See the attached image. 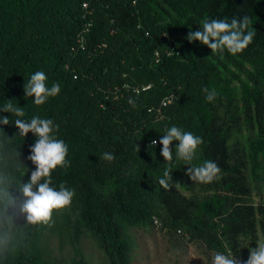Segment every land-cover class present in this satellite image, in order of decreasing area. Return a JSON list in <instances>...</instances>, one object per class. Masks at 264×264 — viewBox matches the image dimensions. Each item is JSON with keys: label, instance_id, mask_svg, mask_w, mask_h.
I'll use <instances>...</instances> for the list:
<instances>
[{"label": "trees", "instance_id": "trees-1", "mask_svg": "<svg viewBox=\"0 0 264 264\" xmlns=\"http://www.w3.org/2000/svg\"><path fill=\"white\" fill-rule=\"evenodd\" d=\"M245 15L256 35L241 53L212 54L186 39L205 17L230 22ZM37 71L48 87L61 89L40 106L23 92ZM204 88L217 91L214 102ZM170 96L165 119L156 120L149 109ZM7 101L24 108L26 121L52 119L68 146V167L53 171L50 186L75 190L65 215L72 264H88L83 234L106 264H130L131 227L151 228L154 219L169 234L241 261L264 242V204L252 201L264 194V0H0V110ZM0 117L10 121L0 124V175L12 197L7 214L0 212V264H47L42 239L57 212L46 225H28L19 192L35 170L27 157L36 136H16L14 114ZM172 126L203 143L186 165L176 160L173 142L172 183L181 186L166 191L159 184L162 146L151 148V141ZM105 152L115 159L103 160ZM206 160L221 168L218 179L193 183L187 167Z\"/></svg>", "mask_w": 264, "mask_h": 264}, {"label": "clouds", "instance_id": "clouds-1", "mask_svg": "<svg viewBox=\"0 0 264 264\" xmlns=\"http://www.w3.org/2000/svg\"><path fill=\"white\" fill-rule=\"evenodd\" d=\"M251 24L252 20L247 15L242 19L233 17L230 22L226 18L209 20L205 17L201 21L200 30L190 31L186 39L189 43L200 42L201 45L209 48L212 54H223L226 51L236 55L243 52L253 42L256 31L251 27ZM170 52L172 51L170 50ZM46 80L47 77L42 71L32 74L23 85L24 99L34 97L32 102L40 106L45 104L49 98L56 97L61 91L59 83H54L48 87ZM203 92L206 94L205 99L209 103L214 102L218 96L214 88H204ZM128 103L133 108L136 107L134 99L130 98ZM0 111L12 113L16 117L14 121V126L18 129L16 136L25 138L28 133L36 136L34 144L29 149L30 155L27 157L35 166V170L31 171L28 182L20 183L19 186V192L22 196L21 212L28 225H46L52 219L53 212L69 206L75 195V190L67 188L63 183L60 184L59 190L50 186L53 171L58 167H68L66 161L68 146L62 139L57 138L56 133L59 131V125L55 124L52 119L34 116L30 121H26L23 119L25 116L24 108L18 107L17 104L14 105L13 101H7ZM9 123L8 118L0 117V124L8 125ZM0 133L3 131L0 130ZM7 140L12 139L7 137ZM173 142H176V160L191 165L196 157L198 147L203 143V139L191 132L172 126L166 130V134L160 136L159 141L155 139L151 141V148L156 147L157 143L162 146L160 155L165 161V170L159 184L166 191H170L173 186L177 188L181 186L178 182L172 183L173 151L170 146ZM4 143L6 141L0 140V145ZM137 149L139 151L138 147ZM17 155L19 154L17 153ZM102 159L112 162L115 156L105 152ZM220 172L221 168L216 161L206 160L201 166L187 167L185 174L193 183L210 184L218 179ZM8 183V178L0 175V212L4 215L7 214L5 202L12 199L7 187ZM179 234L182 232L180 231ZM212 264H264V242H258L255 248H249V256L246 261L237 259L232 253L226 255L216 252L213 255Z\"/></svg>", "mask_w": 264, "mask_h": 264}, {"label": "rangeland", "instance_id": "rangeland-1", "mask_svg": "<svg viewBox=\"0 0 264 264\" xmlns=\"http://www.w3.org/2000/svg\"><path fill=\"white\" fill-rule=\"evenodd\" d=\"M252 201L256 205L264 204V194L254 195ZM69 206L56 211L55 223L42 239L47 264H72L74 252L65 234L69 230L65 218ZM130 231L134 240L130 264H212L214 252L201 243H191L181 235L169 234L161 230L160 225L154 223L147 229L132 226ZM79 245L88 264H106L104 253L91 236L83 234Z\"/></svg>", "mask_w": 264, "mask_h": 264}, {"label": "built area", "instance_id": "built-area-1", "mask_svg": "<svg viewBox=\"0 0 264 264\" xmlns=\"http://www.w3.org/2000/svg\"><path fill=\"white\" fill-rule=\"evenodd\" d=\"M84 8L85 9H88L89 8V5L86 3L84 4ZM147 36H149V32L146 33ZM79 45L82 49H85L86 48V39L85 37H82L79 41ZM156 58L159 57V53L156 52L155 54ZM151 86H144L143 89H149ZM125 88L126 89H130V85H125ZM136 91L138 92L139 89L137 88ZM119 92H120V89H116L115 91V94H116V97L115 99H118L119 97ZM175 101V97L174 96H170V97H167L165 99H163L160 103V105L158 107H152L149 109V112L150 113H154L156 115V120H164L165 117H166V113H164V109L166 107H168L169 105L173 104ZM155 224H159L157 220H155Z\"/></svg>", "mask_w": 264, "mask_h": 264}]
</instances>
